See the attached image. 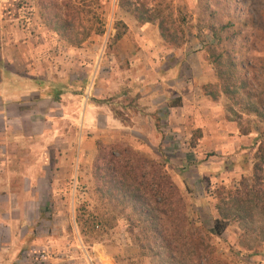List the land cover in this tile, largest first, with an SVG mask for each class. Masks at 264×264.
Wrapping results in <instances>:
<instances>
[{
    "label": "crops",
    "instance_id": "crops-1",
    "mask_svg": "<svg viewBox=\"0 0 264 264\" xmlns=\"http://www.w3.org/2000/svg\"><path fill=\"white\" fill-rule=\"evenodd\" d=\"M19 1L0 0V140L8 133H17L21 123L27 127L23 129L27 136L69 135L74 119L88 133L87 138H95L93 141L101 139L111 144L130 137L139 139L140 150L155 159L162 158L164 152L173 162L176 146L182 152L188 149L226 153L242 149L248 136L227 117L225 99L214 100L203 90L218 80L202 50L191 53L190 43L181 49H171L164 45L157 29L149 42L148 33L154 30V25H139L126 14L120 20L128 30L107 56L98 57L99 53L93 54L96 49L85 47L86 44L57 50L40 25L35 31L34 25L19 24V17L14 16ZM90 80L94 81L92 97L86 94ZM84 98L85 114L79 116ZM170 135L179 140L171 142ZM91 142L85 139L80 149L75 144H65L58 149V161L50 160L17 189L19 197L24 194L28 198L18 204V224L0 226V264H25L26 251L22 255L18 252L28 246L49 247L50 254L63 248L53 243L41 244L35 229L20 227L27 216L45 219L51 208L50 200L54 199L60 207L61 184L75 186L76 192L77 185L94 181L92 169L97 149L95 142L91 147ZM153 149L162 152L153 156L149 153H154ZM171 152L175 159L170 158ZM211 158L191 167L198 168L202 181L219 179L220 175L223 181L224 172L214 173L221 167ZM68 169L74 175L67 177ZM173 180L183 191L191 179L173 174ZM1 201L9 202V198L0 196ZM56 211L61 216L62 211ZM44 256L42 259L39 255L36 260L44 261L48 257L45 253Z\"/></svg>",
    "mask_w": 264,
    "mask_h": 264
},
{
    "label": "rangeland",
    "instance_id": "rangeland-1",
    "mask_svg": "<svg viewBox=\"0 0 264 264\" xmlns=\"http://www.w3.org/2000/svg\"><path fill=\"white\" fill-rule=\"evenodd\" d=\"M143 1L153 7L159 0ZM170 5L175 10L179 9L182 17L186 19V22L182 25L186 39L185 45L190 43L188 47L191 53L202 50L207 65L211 67L214 74L215 70L208 61L206 51L208 45L215 43L213 33L209 30L208 25H229L221 35L224 39L229 36L233 39L225 42L223 46L226 49L233 47V55L242 67L241 75L247 81L248 90L254 96L255 102L261 101L264 104V0H172ZM17 6L18 8L14 9V16L19 17V24L22 22L30 25V27L34 25L35 31L39 30L38 26L40 25L42 30L47 33L51 46H56L57 50L59 48H71L65 41L44 26L39 17L35 0H20ZM95 7L105 33L102 35L92 34L91 38L84 44H86L85 47L91 46L90 48L96 49L93 54L99 53L98 57H102L103 54L107 56L108 53H111L115 47L114 37L117 23H124L120 20L122 15H131L120 9L118 0H98ZM174 15L176 16L177 13ZM89 25L95 27L96 21L91 22ZM21 28L18 29L20 33L23 31ZM155 29L158 30L157 25H154V30L148 33L149 42L154 39L152 32L155 33ZM164 45L169 47L165 42ZM109 64V61H107L108 67H110ZM105 71H109V68L106 67ZM93 82V80H90L86 91L89 97H92ZM223 98L225 99L224 108L227 117L233 121V115L228 112V101L225 97ZM85 100L84 98L79 116L85 114ZM234 122L243 135L245 132L248 133L244 135L248 137H246L241 150L233 151V149H230L231 151L228 150L226 153H207L188 151V149L182 152L176 146L177 149L174 150L177 152L175 154L176 160L172 162L161 149L159 151L153 149L154 153H149L158 156V152H162V158L147 157L140 150L142 142L139 139L130 137L127 140L124 139L111 144L128 146L147 159L164 163L172 178L173 174H178L182 179H191L185 190L182 191L179 188L187 202L189 221L195 227H203L213 233L212 223L216 218V200L209 196L210 192L221 185H238L242 176H248L252 173L254 156L261 142V134H264V123L258 121L255 116L243 115L240 121ZM70 126L72 129H69V135L65 136H27L23 132V129H27V127L24 123H21L20 130L17 133H8L0 140V196L9 198V202H0V226H5L8 223L12 224V222L14 225L18 224L19 217L16 214L19 212L18 204L26 195L20 194L22 197H19L17 189L23 186V181L29 180L34 175L36 176L41 171L42 166L49 163L50 160L56 159L58 161V149L71 143L80 149L85 139L86 141H92L91 147L94 146L93 143L95 142L96 149L98 143H104L101 139L96 138L97 140L93 141L95 138H87L88 133L81 129V125H77L76 120L71 119ZM196 135L191 143L193 147L197 140ZM169 137L171 142L179 140L174 135ZM164 138L165 136H163ZM131 139L133 142H131ZM183 149L185 148L183 147ZM172 153H169L170 158L175 159ZM71 155L73 156V154ZM56 156L57 158H55ZM209 158L219 163L221 168L215 170L214 173L221 174L224 172L223 181L220 180L221 175L219 179L202 181L197 173L198 168L191 167L198 163L200 165ZM240 169L244 170L241 171ZM67 171V177L74 175L72 169ZM60 186L63 190L60 194V207L54 203V199L50 200L51 208L47 211L49 215L45 219L40 221L38 216H27L23 218L25 223L23 222L20 228L27 225L31 230L35 229V233H38L37 239L40 240L41 244L61 245L63 248H59L62 252L59 251V248H56V252L50 254L49 247L28 246L18 252L22 255V252L26 251L25 258L27 262L25 264H48L50 262L55 264H155L150 258L141 256V250L135 238L127 232L125 217L117 216V214H114V216H117L115 220L111 217V212L95 193L94 181L77 185L76 192L73 191L75 187L73 185L64 186L61 184ZM65 192L66 194H64ZM57 209L63 212H61V216L57 214ZM22 231H25V229H22ZM239 234L238 227L232 225L222 237H212V243L223 259L230 264H264V244L258 248V251L242 252V256L239 254L241 252V248L238 246ZM229 246L234 248L232 254ZM135 249L136 252H134ZM44 253L48 257L40 263L36 260V257L44 255Z\"/></svg>",
    "mask_w": 264,
    "mask_h": 264
},
{
    "label": "trees",
    "instance_id": "trees-1",
    "mask_svg": "<svg viewBox=\"0 0 264 264\" xmlns=\"http://www.w3.org/2000/svg\"><path fill=\"white\" fill-rule=\"evenodd\" d=\"M35 1L44 26L70 47H81L92 34L105 33L95 7L98 0ZM171 1L159 0L150 7L143 0H118V6L139 25H157L165 44L180 49L186 43L182 28L186 19L179 9H173ZM94 21L95 27L89 25ZM228 27L208 25L215 43L208 45L206 51L218 82L203 90L214 100L222 96L227 99L233 121L238 122L243 115H249L264 123V104L255 102L248 90L233 47L226 49L223 46L233 39L230 36L224 39L221 35ZM127 30L124 23L118 22L114 40H120ZM117 116L126 120L121 114ZM92 176L95 193L111 212V217L114 220L117 216L125 217L127 232L135 238L141 256L150 258L155 264H230L218 253L212 237H222L232 225L240 231V255L258 251L264 244L263 133L252 163V173L242 176L238 185H221L210 192L209 196L216 200L213 233L190 223L186 199L166 165L160 161L147 159L128 146L100 142ZM229 250L232 254L234 248L229 246Z\"/></svg>",
    "mask_w": 264,
    "mask_h": 264
},
{
    "label": "built area",
    "instance_id": "built-area-1",
    "mask_svg": "<svg viewBox=\"0 0 264 264\" xmlns=\"http://www.w3.org/2000/svg\"><path fill=\"white\" fill-rule=\"evenodd\" d=\"M45 256L44 255H41V258L43 259Z\"/></svg>",
    "mask_w": 264,
    "mask_h": 264
}]
</instances>
